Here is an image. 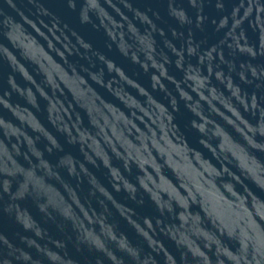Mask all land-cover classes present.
Wrapping results in <instances>:
<instances>
[{"label":"water","instance_id":"1","mask_svg":"<svg viewBox=\"0 0 264 264\" xmlns=\"http://www.w3.org/2000/svg\"><path fill=\"white\" fill-rule=\"evenodd\" d=\"M0 264H150L66 228L0 211Z\"/></svg>","mask_w":264,"mask_h":264}]
</instances>
